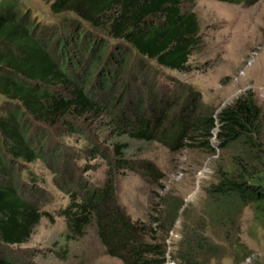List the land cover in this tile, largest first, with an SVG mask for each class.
Segmentation results:
<instances>
[{"label": "rangeland", "instance_id": "obj_1", "mask_svg": "<svg viewBox=\"0 0 264 264\" xmlns=\"http://www.w3.org/2000/svg\"><path fill=\"white\" fill-rule=\"evenodd\" d=\"M10 1L18 8L19 19L35 23L30 31L42 42L57 49L60 41L70 38L73 14H53L42 0H0V6ZM183 4L196 14L200 25L185 69L170 70L142 59L127 41L88 23L84 26L92 32L91 42L96 36L99 47L106 48L102 60L93 57L88 68L84 60L91 49L83 61L76 62L81 54L67 44L70 62L63 67L72 84L84 88L95 104L87 111L73 106L52 123L25 113L30 134L41 137L34 141L35 147L41 152L47 145L52 148L46 157L21 161L18 168V187L42 217L26 242H0L2 256L19 264H125L107 253L95 223L83 236L68 238L61 214L69 202L68 192L111 186L115 204L132 221L144 224L149 234L157 230L146 239L165 248L163 264H185L181 256L188 250L198 264H264V220L257 217L254 204L215 199L210 192L224 174L246 170L252 177L264 175V0L251 4L187 0ZM123 54L129 58L125 68ZM108 69L113 75L104 88L99 73ZM89 73H93L90 78ZM72 84L55 89L70 97ZM161 95L170 113L180 110L193 95V102L213 112L214 118L237 98L250 95L262 112L256 145L235 142L223 147L216 127L208 139L213 150L203 146L207 138L196 130L188 133L182 146L171 149L117 129L120 111L133 113L137 103L145 106L150 96ZM11 103L15 102L0 93V114ZM121 158L129 168L118 165ZM146 165L153 167L154 175L146 172ZM199 242L212 247L200 250Z\"/></svg>", "mask_w": 264, "mask_h": 264}, {"label": "trees", "instance_id": "obj_2", "mask_svg": "<svg viewBox=\"0 0 264 264\" xmlns=\"http://www.w3.org/2000/svg\"><path fill=\"white\" fill-rule=\"evenodd\" d=\"M42 1L49 4L53 14L71 13L75 16L69 22L72 29L70 38H64L62 44L60 41L57 49L31 33L35 23L28 25L19 19V10L12 1L0 6V93L15 102L0 114V242L9 245L26 242L42 217V213L30 204L18 187L19 163L46 157L47 150L52 149L47 145V150L41 152L35 147L34 141L41 137L35 138L30 134L25 113L36 120L52 123L73 106L87 111L95 104L84 88L72 84L69 73L63 67L70 62L68 43L81 54L76 62L83 61L82 58L91 49L84 60L88 68L93 57L99 62L106 52L105 47H99L96 36L91 42L92 32L85 30L84 24L108 29L113 37L127 41L142 59L153 60L170 70L187 67L200 30L196 14L184 7L183 3L187 0ZM219 1L251 4L256 0ZM123 56L124 62H121L125 68L129 58L125 54ZM108 73L111 74L106 76ZM99 75L102 77L101 85L107 88L113 70H101ZM67 84L73 87L70 97L55 89ZM193 97L191 95L180 110L170 113L163 95L159 98L150 96L151 101L148 100L145 106L137 103L131 115L120 111L116 127L130 137L157 140L171 149L182 146L188 133L196 130L207 138L202 142L203 146L213 150L208 139L216 127H219L217 138L223 147L235 142L256 145L255 136L260 134L262 112L250 95L237 98L216 118L207 108L199 107L198 101L193 102ZM42 143L40 140L39 145L42 146ZM118 160L121 167H130L126 160ZM146 172L155 174L153 167L148 165ZM245 174L246 170L237 175L224 174L219 183L210 188V192L215 199L252 202L257 217L264 220V175L252 177ZM68 196L69 202L61 211L66 220L68 238L83 236L86 228L95 223L96 233L107 253L120 257L125 264L165 262L166 250L162 244H152L146 239L150 234L156 235L157 230H151L149 234L144 224L132 221L115 204L111 186L80 188L68 192ZM198 247L210 250L212 245L199 242ZM191 252L186 251L181 261L198 264ZM0 264L19 263L0 254Z\"/></svg>", "mask_w": 264, "mask_h": 264}]
</instances>
